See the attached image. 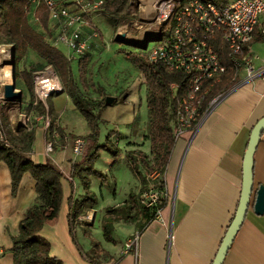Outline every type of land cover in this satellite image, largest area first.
<instances>
[{
    "label": "crops",
    "instance_id": "crops-1",
    "mask_svg": "<svg viewBox=\"0 0 264 264\" xmlns=\"http://www.w3.org/2000/svg\"><path fill=\"white\" fill-rule=\"evenodd\" d=\"M85 32H90L89 27L85 28ZM260 43L264 44V40ZM97 44L91 38L86 56ZM250 51L254 52L252 44ZM261 58L255 55L256 65L260 64ZM60 94L54 97L58 98ZM67 108L62 109L61 115ZM262 116L264 78H255L224 90L222 98L197 128L187 130L176 138L165 169L164 207L138 232L135 243H132L133 237H129L135 229L130 222L113 224V242L103 237L101 227L89 238L83 235L82 224H70L71 204L84 198L87 192L82 178L73 172V165L80 163L83 155L73 154V140L65 141L64 147L46 154L43 134L41 146L33 150V137L31 147L25 152L32 150L35 162L49 161L63 173L59 211L39 231L49 242V254L58 257L64 264H95L85 255L97 243L99 264H211L238 205L243 158L250 130ZM61 120L58 124L62 130ZM146 140L147 145L141 151L149 157L150 143ZM132 144L133 148L139 147L137 143ZM107 156L101 155L106 165ZM85 167L86 164L82 169ZM93 168L101 171L98 163L93 162ZM105 171L108 170L105 168ZM252 172L253 191L249 207L222 264H264V212L255 213L253 208L255 190L260 185L264 186V131L254 152ZM81 175L90 180L91 175L84 172ZM108 175L103 183H113L115 187L108 194L100 189V205L119 209L128 200L129 194L138 191L140 179L131 170L132 181L117 192V177L112 171ZM89 182L101 183L95 177ZM34 186L35 180L25 171L16 193L12 194L9 167L0 160V264H13V238L19 232L26 207L35 199Z\"/></svg>",
    "mask_w": 264,
    "mask_h": 264
},
{
    "label": "rangeland",
    "instance_id": "rangeland-1",
    "mask_svg": "<svg viewBox=\"0 0 264 264\" xmlns=\"http://www.w3.org/2000/svg\"><path fill=\"white\" fill-rule=\"evenodd\" d=\"M142 6L141 0H127L124 9L113 17L108 16L102 10L91 13L88 19L89 30L90 34L96 35L94 39L98 44L86 56L88 58L87 70L82 82L79 80L78 62L76 60L72 63L68 61L81 96L91 103L92 110L97 115V133L94 137L90 136L91 130L83 113L68 96L65 85L55 67L45 62L35 51L27 49L25 54L16 62L20 77L14 79V84L17 90L22 91L20 100L5 99L2 96L3 86L0 85V95L3 97V104L0 106V143L27 151L31 147L34 137L35 146L32 149L36 150L37 147L41 146L43 134L44 141H51L53 149L64 147L66 142L62 145L57 131L61 129L58 121L62 119L65 141H72L75 136H82L86 139V149L89 145L90 153L95 149L97 150V156L93 162L98 163L99 170L106 177L94 175L90 177L91 181L95 177L101 182H89V190H87L88 194L96 199V203L91 204V200L84 201V198L79 200V203L83 201L79 206L82 215L89 209L95 211V218L91 224L82 223V233L89 238L99 231L106 219L114 218L118 210H123V212L119 215V221H114L113 224L115 222H130L135 225L132 234L138 233L140 226L145 222L142 216V207L143 205L146 206L149 201L147 194L159 192L154 185L161 180L159 172L156 170L153 172L146 171V166L140 162L138 166L148 183L141 186L139 180L138 191L129 194L133 198L129 199L128 196L129 200L119 209L106 208L105 205H100V189L102 188L104 194H108L115 187L113 183H103L106 181L108 172L112 171L117 177L119 181L117 192H120L124 189L123 186L132 181V169L128 154L134 155V151H141L147 145L145 134H147L148 118L145 80L139 67L127 58V53L134 54L146 63V51L154 45V40L149 39L147 46H137L117 39L115 36L121 24L134 28L137 23L143 21L141 19ZM149 23L152 24L153 22L150 20ZM0 44L13 47L9 38L1 30ZM59 49L67 52V48L62 44L59 45ZM252 49L254 55L264 56L263 43H252ZM12 66L14 77V59ZM48 69L53 70L58 76L62 91L53 93L46 102H41L35 94V76L38 73L46 72ZM28 83L31 87L30 90H28ZM58 94H60L58 98L54 97ZM108 95L114 96L115 100L109 105H103V100ZM63 108H67V110L61 115ZM43 115H50L51 124L48 133H46L45 124L42 121ZM132 142L137 143L139 147L135 146L137 149H134ZM102 145L107 147H101ZM108 148L111 151H117L116 154H113ZM85 152L83 155L86 154ZM105 154L108 155L109 159L107 165L101 158V155ZM152 157V154L148 157L150 165H152ZM101 166H104L108 171H105V168ZM159 195L163 194L159 193ZM114 232L118 233L116 230ZM133 235L129 237L131 238Z\"/></svg>",
    "mask_w": 264,
    "mask_h": 264
},
{
    "label": "trees",
    "instance_id": "trees-1",
    "mask_svg": "<svg viewBox=\"0 0 264 264\" xmlns=\"http://www.w3.org/2000/svg\"><path fill=\"white\" fill-rule=\"evenodd\" d=\"M225 1V0H221ZM127 0H104L97 11H103L110 17L115 16L122 11ZM226 2V1H225ZM35 15L39 23L35 24L33 18L29 14V0H0V30L6 35L13 44L14 49V79L20 77L16 68V62L26 52L27 49L35 51L45 62L52 64L58 72L66 91L72 101L79 107L83 113L87 125L91 130L90 136L94 137L97 133L96 114L92 110L91 103L83 98L80 94L79 86L68 64L65 53L51 44L52 32L49 26L48 13L44 6H39ZM89 19V17L87 18ZM264 40V31L256 28L254 32L253 42H261ZM216 51L221 61L226 66V72L222 82L217 84L211 94L219 90L230 89L237 83L234 77V65L228 53L225 44L218 38L216 41ZM138 46V45H137ZM146 55V63L134 54L127 53V58L138 66L142 71L145 88H146V104L148 112V130L146 138L150 143V151L152 154V165L149 163L148 156L142 151H134V155L129 153L131 169L140 179L141 186L147 182L140 170V162L146 166V171H158L160 174V182L154 183L155 188L163 195L157 199L152 206L142 207V216L145 222L140 226L141 231L148 222L156 218L158 211L164 207L165 199V169L169 161L176 138L172 134V122L174 119V103L171 98V82L181 84L180 93L184 92V87L190 76L188 73L171 71L165 68L160 62H149ZM78 75L82 82L87 70L88 58L81 57L78 61ZM28 90L31 89L29 83ZM115 100V99H114ZM105 103V98L103 100ZM19 128V126H18ZM62 145L65 143V134L61 129L57 130ZM101 147H107L102 145ZM110 150V148H108ZM111 151V150H110ZM116 154L117 151H111ZM97 156L95 149L90 153L89 145H87L86 154L80 163L73 165V172L82 178V184L86 190L89 189V179L87 176L81 175L84 172L87 175L97 177L105 176L101 171L93 168L92 162ZM0 160L7 163L11 175L12 194L16 193L17 186L21 179V175L28 171L35 180V199L29 204L23 214V218L19 224V232L13 238L11 251L13 252V264H64L61 259L49 254V242L39 234L40 229L45 222L53 220L61 204V184L60 179L63 173L60 169L49 161L35 162L32 161L26 152L14 146H8L0 143ZM139 163V164H138ZM86 167L82 169V166ZM132 199V195L129 199ZM128 199V200H129ZM84 201L91 200V204L96 203V199L87 194ZM83 201H75L71 204L72 214L70 215V224H73L74 218L80 215L79 206ZM123 210H118L114 218H108L102 224L103 237L107 241H114L112 237L113 222L119 221V215ZM99 245L93 244L92 250L86 253V257L93 263L99 264L98 253Z\"/></svg>",
    "mask_w": 264,
    "mask_h": 264
},
{
    "label": "built area",
    "instance_id": "built-area-1",
    "mask_svg": "<svg viewBox=\"0 0 264 264\" xmlns=\"http://www.w3.org/2000/svg\"><path fill=\"white\" fill-rule=\"evenodd\" d=\"M103 1L29 0V14L35 24H38L35 11L39 6H44L52 32L51 44L58 49L60 44L64 45L67 48V52H64L66 59L72 63L86 56L90 50V40L96 35L85 32V28L89 27L87 18L99 9ZM225 1L154 2L151 21L158 32V37L153 38L154 45L148 48L147 59L151 63L160 62L168 70L190 75L182 94H179L181 84L170 83L171 98L175 106L172 122V134L175 138L187 130L196 129L223 96L224 90L211 94L216 85L222 82L226 72V66L216 51L217 36L228 49L235 69L234 77L238 79L236 84L259 77L264 78V56L260 64L256 65L255 55L250 51L255 29L260 28L264 31V0ZM39 75L40 73L35 76V94L39 101L45 102L37 90ZM2 96L0 95V106L3 104ZM42 121L48 133L50 115H43ZM86 144L84 137L75 136L72 142L73 154L83 155ZM44 150L46 154L52 152L51 141L45 142ZM26 156L32 161L35 160L32 150L27 152ZM159 193L147 194L149 201L146 206L154 205ZM71 211L72 209L69 218ZM94 218L95 211L89 209L84 215L75 217L72 225L83 222L90 224ZM137 237L138 233H135L132 243L136 242Z\"/></svg>",
    "mask_w": 264,
    "mask_h": 264
},
{
    "label": "water",
    "instance_id": "water-1",
    "mask_svg": "<svg viewBox=\"0 0 264 264\" xmlns=\"http://www.w3.org/2000/svg\"><path fill=\"white\" fill-rule=\"evenodd\" d=\"M117 39H123V37L117 36ZM149 41V39H148ZM11 57L13 64L14 59V49L11 48ZM3 97L10 100H20L22 98V91L17 90L14 82L3 85ZM115 97L108 95L105 97V103L107 105L114 101ZM264 131V116L260 117L252 126L249 138L247 141V146L244 152L243 158V174H242V186L240 198L238 201L237 208L235 210L234 216L232 217L229 225L227 226L225 233L221 239L217 252L211 262V264H222L223 259L237 233L240 225L243 222L246 211L249 207L250 197L253 191V160L254 152L257 143L260 139L261 133ZM253 208L255 213L261 214L264 212V186L260 185L255 190V198L253 201Z\"/></svg>",
    "mask_w": 264,
    "mask_h": 264
},
{
    "label": "bare ground",
    "instance_id": "bare-ground-1",
    "mask_svg": "<svg viewBox=\"0 0 264 264\" xmlns=\"http://www.w3.org/2000/svg\"><path fill=\"white\" fill-rule=\"evenodd\" d=\"M141 1L143 3L141 7V19L143 21L137 23L134 28L121 24L117 29L116 37H123L122 40L129 44L147 46L148 39L158 37L157 30L149 23L152 19L155 0ZM11 61V48L0 44V85L14 82ZM37 90L45 102L53 93L61 92L60 81L53 70L48 69L46 72L40 73L37 81Z\"/></svg>",
    "mask_w": 264,
    "mask_h": 264
}]
</instances>
